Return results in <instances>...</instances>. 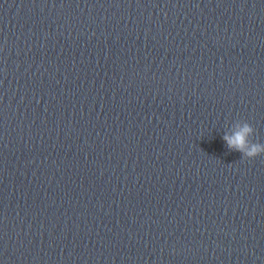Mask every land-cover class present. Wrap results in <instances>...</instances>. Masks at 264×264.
Masks as SVG:
<instances>
[{
  "label": "clouds",
  "instance_id": "1",
  "mask_svg": "<svg viewBox=\"0 0 264 264\" xmlns=\"http://www.w3.org/2000/svg\"><path fill=\"white\" fill-rule=\"evenodd\" d=\"M253 127L246 121H237L233 124L231 133H225L223 140L229 149L242 154L244 158H255L264 154V143L252 142Z\"/></svg>",
  "mask_w": 264,
  "mask_h": 264
}]
</instances>
